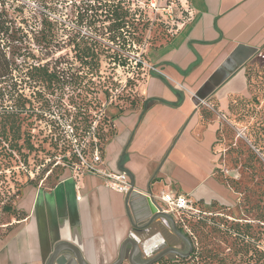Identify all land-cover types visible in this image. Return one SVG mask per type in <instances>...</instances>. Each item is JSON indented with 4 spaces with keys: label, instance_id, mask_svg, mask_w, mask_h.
Listing matches in <instances>:
<instances>
[{
    "label": "crops",
    "instance_id": "1",
    "mask_svg": "<svg viewBox=\"0 0 264 264\" xmlns=\"http://www.w3.org/2000/svg\"><path fill=\"white\" fill-rule=\"evenodd\" d=\"M188 4V22L146 53V61L167 83L150 74L138 83L141 102L114 119L103 163L127 172L143 193L173 189L206 205H227L233 191L215 174L214 144L220 115L233 95L246 91L244 64L264 45V0ZM151 97L163 102L143 110V99ZM143 193L121 194L95 175L73 176L71 171L50 187L27 185L17 202L24 218L0 235V264H44L59 242L76 247L83 264L114 263L123 243L129 255L130 237L140 240L145 254L162 250L163 229H173L160 217L147 224ZM155 222L160 229L153 228ZM183 244L178 250L184 252L188 245ZM122 264L131 263L125 259Z\"/></svg>",
    "mask_w": 264,
    "mask_h": 264
},
{
    "label": "rangeland",
    "instance_id": "2",
    "mask_svg": "<svg viewBox=\"0 0 264 264\" xmlns=\"http://www.w3.org/2000/svg\"><path fill=\"white\" fill-rule=\"evenodd\" d=\"M79 1L0 0V8L4 3L9 17L20 27L14 48L16 69L10 83L13 97L20 96L22 102L14 104L6 95L0 102V114L19 113L14 124L7 118L1 121L11 127L5 135L0 134V235L14 227L21 216L17 202L25 186L49 187L71 171L77 162L74 153L83 147L75 142L77 135L85 134L88 154L91 143L99 140L103 146L114 134L116 116L139 106L135 87L150 71H156L146 61V53L172 38L191 17L188 0H105L127 7L130 24L118 41L100 40L103 51H117L114 61L101 54L98 62L89 61L84 66L70 47L56 44L58 36L65 38L76 27L74 4ZM142 17L148 26L138 41L135 37L140 30L135 29V23ZM81 29L88 31L84 26ZM45 62L56 69L51 83H42L36 74L31 78L26 72L29 64ZM244 72L246 91L233 95L220 115V134L214 144L215 174L233 191V197L227 205L201 203L200 208L208 212L202 214L204 218L221 220L223 230L231 223L248 224L246 238L264 250V45L244 64ZM87 125L91 127L86 134ZM195 219L187 220V229ZM175 225L179 231L180 224L175 221ZM152 226L161 228L156 222ZM163 234L164 248L183 249V240L169 226Z\"/></svg>",
    "mask_w": 264,
    "mask_h": 264
},
{
    "label": "trees",
    "instance_id": "3",
    "mask_svg": "<svg viewBox=\"0 0 264 264\" xmlns=\"http://www.w3.org/2000/svg\"><path fill=\"white\" fill-rule=\"evenodd\" d=\"M2 4L0 8V93L2 94L0 102L5 101L4 96L6 95L9 99L12 98L14 104H19L21 102V97L18 95L13 97L14 86L10 83V80H12L11 78L16 69L15 62L17 54L14 48L20 38L19 36L17 37V32L20 27L15 25L9 17L4 3ZM74 6L76 27L73 31L68 32L65 38L58 36L56 41L57 46L59 48L70 47L72 51H74L75 58L84 66H86L89 61L98 62L101 54H105L109 60L114 61L118 56L117 51H103L104 49H102L101 46L104 44H102L100 40L105 38L109 42H116L122 38L123 29L127 24H130L127 19V16L130 14L128 11L129 9L127 7L123 8L120 6V3H107L105 0H80L79 3H75ZM132 18V21H135V16H132ZM136 21L135 29L140 30V33L135 38L140 41L141 32L147 28L148 21L143 17L141 19H136ZM46 25L47 22L44 21V26ZM83 26L86 27L88 31H83L81 29ZM138 66H141L140 61L138 62ZM26 72L31 78L36 74L38 77L37 80L42 83H51L56 76V69L51 68L48 62L37 65L29 64V69ZM149 74L159 76L167 83L162 75L154 71H150ZM7 93L9 94L7 95ZM180 100L181 98L179 97L176 102L171 104L177 105ZM158 101L163 102V100L154 97L143 99L142 109L145 110ZM18 116V111H7L0 114L1 135H5L11 127V125L7 126L6 123L1 124V121L7 118L14 124ZM90 127L91 125H87L85 129L83 127L86 134ZM219 134L218 131L217 138ZM77 136L79 137L77 141L78 144L84 143L83 138L85 134H79ZM109 139L110 138L105 140L103 146L99 144V140L91 143L90 150L87 153L89 154L96 146L103 155L104 145ZM252 145L258 152H261L259 147L255 146L253 143ZM87 149H89L88 146H83L81 148L82 153L86 154ZM248 151L251 154H255L254 150L250 147ZM74 155L77 157L76 152ZM201 203L200 201H196V205H198L199 208ZM21 211V216L16 218V221L24 218L25 212L23 210ZM207 213L208 212L201 210L200 216L195 217V221L189 225L188 232L182 228H184V225L187 227L186 223L190 217L185 219L183 223L178 222L181 226L179 231L181 233L183 232L192 245L191 252L188 256L181 257L174 254H167L152 264H264V250L258 249L255 243H252L246 238L247 232H249L248 224L231 223L228 228L223 230L220 228V225L223 224L221 220H217L213 217H210V219L203 217L202 214ZM263 231L264 217L262 218V233Z\"/></svg>",
    "mask_w": 264,
    "mask_h": 264
},
{
    "label": "built area",
    "instance_id": "4",
    "mask_svg": "<svg viewBox=\"0 0 264 264\" xmlns=\"http://www.w3.org/2000/svg\"><path fill=\"white\" fill-rule=\"evenodd\" d=\"M76 141L78 138L75 139ZM82 145L85 146L84 143ZM75 152L78 159L71 167L73 176L91 174L99 177L104 186L115 192L121 194L143 193L134 185L127 172L112 171L104 166L102 153L98 147L95 146L89 154H84L81 150ZM143 194L155 203L157 210L171 215L177 223H183L185 219L199 217L201 214L199 206L196 205L197 200L190 198L188 194L173 189L160 190L157 194L147 192ZM184 228L187 232L189 231L186 225Z\"/></svg>",
    "mask_w": 264,
    "mask_h": 264
},
{
    "label": "water",
    "instance_id": "5",
    "mask_svg": "<svg viewBox=\"0 0 264 264\" xmlns=\"http://www.w3.org/2000/svg\"><path fill=\"white\" fill-rule=\"evenodd\" d=\"M146 200H147V205L149 209V219H148L147 224L154 222L157 217H160L163 220L170 221L174 233L177 234L178 237H180L184 242L187 243L188 249L183 252L174 247H167L155 253L145 262L136 263L133 260V253L136 250V248H139L138 244L140 240H135L132 237H130L128 240L131 242L133 248L128 256V261L131 264H152L156 262L159 258L167 254H174L176 256H181V257L188 256L192 248L190 240L183 233H180L176 229L175 221L171 215L164 213V212H159L154 202H152L148 198ZM124 247H125V243H123V245L121 246L118 259L112 264H122L125 261ZM44 264H83V261H82L80 251L76 247L68 243L59 242L56 245H54V247L52 248V250L46 257Z\"/></svg>",
    "mask_w": 264,
    "mask_h": 264
},
{
    "label": "flooded vegetation",
    "instance_id": "6",
    "mask_svg": "<svg viewBox=\"0 0 264 264\" xmlns=\"http://www.w3.org/2000/svg\"><path fill=\"white\" fill-rule=\"evenodd\" d=\"M162 249H164V248H162ZM187 249H188V247H187ZM158 251H161V250L159 249V250L155 251L154 253H151V255L150 254L149 255L146 254L147 256H144V255H141V252L144 253L143 250H142V247L136 248L135 252L133 253V260L136 263H143L146 260H148L151 256H153L155 253H157ZM128 256L129 255L127 253H125V259L126 260L128 259Z\"/></svg>",
    "mask_w": 264,
    "mask_h": 264
}]
</instances>
